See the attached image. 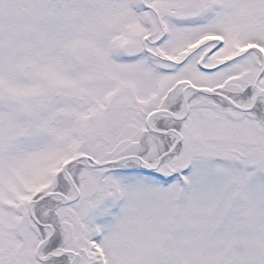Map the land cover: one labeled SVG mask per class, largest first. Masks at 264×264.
I'll return each mask as SVG.
<instances>
[{
  "label": "snow or ice",
  "instance_id": "6c2138e0",
  "mask_svg": "<svg viewBox=\"0 0 264 264\" xmlns=\"http://www.w3.org/2000/svg\"><path fill=\"white\" fill-rule=\"evenodd\" d=\"M0 264H264V0H0Z\"/></svg>",
  "mask_w": 264,
  "mask_h": 264
}]
</instances>
